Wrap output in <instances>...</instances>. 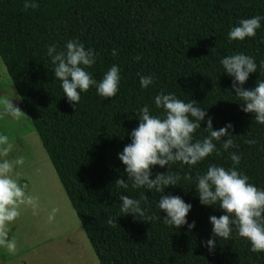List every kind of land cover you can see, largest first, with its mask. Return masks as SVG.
I'll use <instances>...</instances> for the list:
<instances>
[{
	"label": "trees",
	"instance_id": "16d2710c",
	"mask_svg": "<svg viewBox=\"0 0 264 264\" xmlns=\"http://www.w3.org/2000/svg\"><path fill=\"white\" fill-rule=\"evenodd\" d=\"M39 7L23 10L24 0H0V57L23 101L43 148L80 221L100 264H264V252L253 253L235 229L230 239H217L213 251L205 246L212 237L209 217L225 214L201 205L193 181L181 179L164 193L147 188L123 189L116 181L128 177L119 160L130 133L139 124V110L147 105L153 115L155 97L175 94L194 100L212 117L213 130L231 123L229 132L238 148L227 152L217 142L213 153L195 166L176 163L171 171L193 180L211 164L232 166L229 153L240 155L238 171L264 190V125L255 114L241 110L232 90L233 77L221 60L242 53L257 63V72L243 85L254 89L264 80V19L256 36L229 42L231 28L241 19L264 17V0H36ZM70 40L95 51L89 69L99 82L112 65L120 68L119 90L105 100L93 86L70 105L54 78L47 48L65 50ZM115 49L116 55H112ZM142 58L137 61L135 57ZM152 76L146 89L140 76ZM208 117H205V121ZM197 129L193 139L208 135ZM254 139L255 144L245 141ZM169 166H154L153 175L167 174ZM120 195L140 199L146 221L120 213ZM161 195L181 197L192 209L187 216L195 228H173L162 221ZM161 217V220L156 217ZM113 220V224L107 221Z\"/></svg>",
	"mask_w": 264,
	"mask_h": 264
},
{
	"label": "clouds",
	"instance_id": "9594fccd",
	"mask_svg": "<svg viewBox=\"0 0 264 264\" xmlns=\"http://www.w3.org/2000/svg\"><path fill=\"white\" fill-rule=\"evenodd\" d=\"M39 4L36 0H24L23 10H36ZM259 15L241 19L238 26L231 28L228 34L229 42L244 41L245 38L256 36L261 27ZM65 50H57L56 45L47 48V55L54 65V78L61 82V88L70 105L74 108L79 104L81 93H87L95 86L97 95L109 100L116 96L120 84V68L112 65L97 82L89 71L96 63V53L93 49H86L83 43L76 40L68 41ZM112 55H116L115 49ZM142 57L137 56L139 61ZM224 72L233 77L232 90L241 101V110L245 113L255 114L254 122L264 125V80H258L254 89L246 90L243 85L249 75L257 72V63L251 56L237 53L229 55L221 60ZM260 68L264 69V61L260 62ZM139 82L146 89L153 83L152 76L140 75ZM156 109L162 110V116L153 115L150 108L145 105L139 110V124L130 133L131 143L125 145L119 160L125 166L127 182L124 179L116 181V185L123 189L147 188L157 193H164L169 186L175 187L181 179L193 181L198 193V198L203 206H213L225 214L217 217H209L212 227V237L206 242V247L211 252L216 246L217 239L227 241L230 239L233 229L238 236L250 244L253 253L264 252V190L257 188L249 182L246 174L238 171L241 156L236 152L229 153L232 166L225 168L215 164L209 165L203 175H197L193 180L191 173L183 178L178 173H173L171 168L176 163L189 167L197 165L213 153L219 154L217 142L227 152L231 148H238L234 143L233 135L229 129H233L231 123L219 130H213L212 117L207 110L199 107L196 101L185 102L178 99L175 94H158L154 99ZM25 114L14 105L12 98L0 99V120L11 119L18 121ZM205 117H208L205 121ZM205 122L208 133L202 140L193 139L197 129H201V123ZM245 143L252 145L256 141L249 139ZM12 149L7 135H0V157H7ZM24 158L18 157L15 161L3 159L0 162V246L5 247L9 253L16 251L14 239H8L7 225L14 222L20 215L21 206L35 207V199L26 195L25 185H21L12 175L16 165H23ZM164 168L169 166L167 174L157 173L153 175L154 166ZM119 211L123 216L132 215L135 219L147 222L145 212L141 207L140 199L120 195ZM158 208L166 215L163 223L173 228L187 225L188 230L195 228V221L191 224L187 216L192 205L185 203L179 196L161 195ZM55 211V210H54ZM52 217H49L51 219ZM161 220V217H156ZM108 224H113L109 219Z\"/></svg>",
	"mask_w": 264,
	"mask_h": 264
},
{
	"label": "rangeland",
	"instance_id": "374dc122",
	"mask_svg": "<svg viewBox=\"0 0 264 264\" xmlns=\"http://www.w3.org/2000/svg\"><path fill=\"white\" fill-rule=\"evenodd\" d=\"M6 98L25 116L0 120V135H7L12 144L0 162L24 158L12 175L35 199V207L21 206L19 217L7 225L8 239L15 240L16 251L38 255L36 264H100L0 57V99Z\"/></svg>",
	"mask_w": 264,
	"mask_h": 264
},
{
	"label": "crops",
	"instance_id": "0c3cea01",
	"mask_svg": "<svg viewBox=\"0 0 264 264\" xmlns=\"http://www.w3.org/2000/svg\"><path fill=\"white\" fill-rule=\"evenodd\" d=\"M60 181V180H59ZM81 224V223H80ZM82 226V225H81ZM83 228V227H82ZM84 230V229H83ZM85 232V231H84ZM86 234V233H85ZM87 237V236H86ZM88 239V238H87ZM89 241V240H88ZM90 243V242H89ZM91 245V244H90ZM92 247V246H91ZM93 249V248H92ZM89 253L91 252L90 249ZM94 251V250H93ZM95 253V252H94ZM92 254V253H91ZM96 255V254H95ZM38 255H28L23 254L19 251H15L14 253H9L7 249L4 251H0V264H36L38 260L41 258L37 257ZM97 258V257H96ZM43 264V263H39Z\"/></svg>",
	"mask_w": 264,
	"mask_h": 264
}]
</instances>
